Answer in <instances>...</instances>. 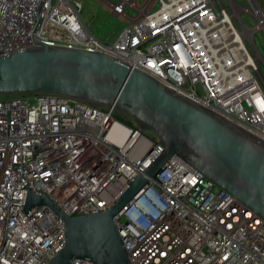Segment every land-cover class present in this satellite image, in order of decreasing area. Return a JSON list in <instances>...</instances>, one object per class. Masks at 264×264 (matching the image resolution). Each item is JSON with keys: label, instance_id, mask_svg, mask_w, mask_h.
Instances as JSON below:
<instances>
[{"label": "built area", "instance_id": "2783aa9c", "mask_svg": "<svg viewBox=\"0 0 264 264\" xmlns=\"http://www.w3.org/2000/svg\"><path fill=\"white\" fill-rule=\"evenodd\" d=\"M133 20L94 34L82 0H0V55L41 41L109 55L264 139V2L104 0ZM133 9L135 15H130ZM59 94L0 98V264H49L67 215L98 213L164 151L159 137ZM113 221L129 264H264V219L174 154ZM68 264H95L72 258Z\"/></svg>", "mask_w": 264, "mask_h": 264}, {"label": "water", "instance_id": "95a60500", "mask_svg": "<svg viewBox=\"0 0 264 264\" xmlns=\"http://www.w3.org/2000/svg\"><path fill=\"white\" fill-rule=\"evenodd\" d=\"M12 94H59L114 107L164 145L104 211L69 216L47 195L29 192L26 210L46 204L66 221L65 246L49 264L72 258L129 264L113 217L174 154L264 219V139L143 71L106 54L36 41L0 55V95Z\"/></svg>", "mask_w": 264, "mask_h": 264}, {"label": "rangeland", "instance_id": "374dc122", "mask_svg": "<svg viewBox=\"0 0 264 264\" xmlns=\"http://www.w3.org/2000/svg\"><path fill=\"white\" fill-rule=\"evenodd\" d=\"M260 2L263 5L264 0ZM138 4L142 5L143 1L138 0ZM129 14L135 15V11L131 9ZM82 16L94 34L107 40L115 39L124 26L133 22L128 16L115 15L112 7L104 0H82ZM258 43L264 53L263 41L258 39Z\"/></svg>", "mask_w": 264, "mask_h": 264}, {"label": "trees", "instance_id": "16d2710c", "mask_svg": "<svg viewBox=\"0 0 264 264\" xmlns=\"http://www.w3.org/2000/svg\"><path fill=\"white\" fill-rule=\"evenodd\" d=\"M6 95H0V98ZM117 117L126 122L129 125L137 126L136 123L127 115L122 112H117ZM150 133V132H149Z\"/></svg>", "mask_w": 264, "mask_h": 264}]
</instances>
